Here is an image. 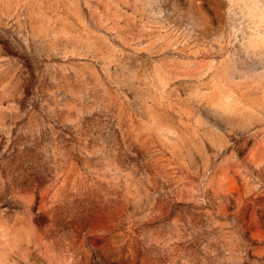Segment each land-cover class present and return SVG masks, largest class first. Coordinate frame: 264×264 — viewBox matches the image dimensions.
<instances>
[{
	"label": "rangeland",
	"instance_id": "374dc122",
	"mask_svg": "<svg viewBox=\"0 0 264 264\" xmlns=\"http://www.w3.org/2000/svg\"><path fill=\"white\" fill-rule=\"evenodd\" d=\"M0 264H264V0H0Z\"/></svg>",
	"mask_w": 264,
	"mask_h": 264
}]
</instances>
